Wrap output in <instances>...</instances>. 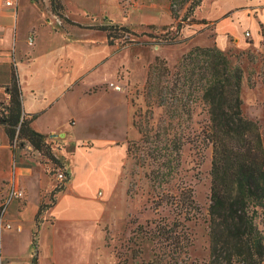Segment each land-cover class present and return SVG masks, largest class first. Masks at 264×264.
<instances>
[{
	"label": "rangeland",
	"instance_id": "rangeland-1",
	"mask_svg": "<svg viewBox=\"0 0 264 264\" xmlns=\"http://www.w3.org/2000/svg\"><path fill=\"white\" fill-rule=\"evenodd\" d=\"M32 1L38 7H42L41 1L43 0ZM64 1H66V5ZM118 2V0H60L61 9L59 12L67 13L69 16L67 19L85 25L103 24L108 20L127 25L139 35L136 39L140 41L148 39L146 33L158 34L163 32L147 27L148 24H128L134 23L138 19L141 20L143 16L149 18L144 14L146 12H149L150 15L153 13L144 9L141 12L133 11L132 15L127 16L131 11L130 5L134 2L132 0H121L120 4ZM20 3L21 5L24 4L26 9L17 21V28L14 26V29H17L20 38H25L27 27L36 22L37 16L33 15L32 4L29 0H20ZM50 6L52 8L51 3ZM184 11L185 7L179 10L180 17ZM134 13H137V17ZM157 16L159 17V14ZM56 18L59 19V17ZM64 18L62 16L59 19L61 25H69ZM170 20V14L163 15L156 18V22H158L156 25H167ZM176 21L173 19V23ZM0 22V45L5 48L9 46L10 26L2 19ZM70 25L75 27L74 24ZM57 27H59L58 24ZM189 29L188 26L183 27L180 31L181 35L187 36L190 33ZM119 33L121 35L126 34L123 31ZM207 35L209 38L214 37L211 31H208ZM73 37L84 42L82 43L84 48H87L89 44L86 43L88 42L100 41L103 38L106 40L105 33L94 28L78 29ZM122 39L121 37L113 44L114 49L120 52H116L112 59L106 61L103 65L104 68L102 67L103 69L97 74L93 73L84 78V87L86 84L99 81L101 78H111L114 66H116L113 85L120 86L122 91L118 93H121L122 96L124 93L131 106L132 133L127 139L130 143L131 152L127 155L119 183L113 190L108 202L103 205L101 220L97 222V231L88 226L85 228L84 263L88 261L89 264H135L142 259H151L152 241L144 239L139 244L140 241L134 237L133 230L138 224L145 225L154 220L171 221L175 211L170 202L167 201L170 200L171 194H177L183 188L190 189L197 206V212L193 219L185 222L191 244L187 250L186 261L182 264H190L192 261L201 262L208 258L207 208L210 202L211 147L202 144L204 139L202 130L208 123L207 105L200 99L199 92L194 91L187 101L182 95L181 99L171 101L170 105L159 106L145 95L146 78L142 82H136L129 77L130 71L133 74L136 73L134 70L135 58L139 59L138 61L152 58L149 64L154 61L155 55H152L156 53V50L153 47L161 46L157 50L160 55L156 56L164 58L170 72L173 73L182 54L193 46L189 47L187 40L174 45L147 44L143 45L144 48L141 44H136L132 46L145 50L134 52L130 48L132 46L122 45ZM213 45L215 43L210 46ZM223 52L233 64L239 65L242 69L240 92L242 112L246 117L257 121L264 144V28L261 27L259 34L255 37L252 34L250 37L242 35L237 45ZM160 84L164 85L166 82L162 81ZM108 85L110 84L104 83L103 87H108ZM82 86V82L76 84L78 88ZM122 96H120L121 101H123ZM176 103L179 105L176 107L177 109L175 108ZM132 123H135V126ZM138 127L146 133L145 136L138 131ZM47 141L50 142L51 152L63 164L64 158L60 156V151H63L60 140L53 137L47 138ZM3 143L0 133V167L5 166L8 162V150L1 145ZM57 148L60 151H57ZM66 149L68 150V147ZM33 157H36L35 159H38L39 162ZM12 160L16 162V167L17 165L30 167L34 175L40 176L41 186L44 187L41 192L40 203L45 202L50 205L42 211L40 221L34 222L35 226L34 224L30 226L27 221L28 218L23 222H18L19 219L12 217V220H15V225H13L15 227L10 229L8 233H1V236L5 238L6 242H4L7 243V250L4 252L7 255L19 257V260L15 262L16 264H32L33 258H36L37 264H46L41 263L40 254L43 250L37 248V245L40 246L43 238L44 250L49 253V234H41L37 226L41 222L50 224L54 220V215L49 208L55 204L57 195L63 191H57V188L63 183L57 179V174L65 169L60 166V163L51 160L41 163L40 154L27 143L23 147L16 148V155L12 157ZM5 175L6 173H0V198L6 183L3 179ZM66 182L63 183L64 188ZM21 187L25 188L23 184ZM25 191L27 195L26 188ZM17 210L19 211L20 207ZM12 212L17 214L15 211ZM151 225L153 224L151 223ZM32 229L33 231L30 232ZM33 237L36 240L33 241L34 245H32L31 240L30 245V239ZM68 240V242H73L75 239ZM29 245L31 246L30 250H28ZM65 245L66 248L59 252L61 261L64 262L68 258H73L72 249L67 247V242ZM134 248L141 250L134 255L132 251Z\"/></svg>",
	"mask_w": 264,
	"mask_h": 264
},
{
	"label": "crops",
	"instance_id": "crops-1",
	"mask_svg": "<svg viewBox=\"0 0 264 264\" xmlns=\"http://www.w3.org/2000/svg\"><path fill=\"white\" fill-rule=\"evenodd\" d=\"M5 1L0 0V20L6 21L10 26V39L8 47L0 45V54H5L0 55V85L8 82L9 63L13 60L21 84L24 112L37 114L31 122L35 130L48 138L60 140L63 151L58 148L57 151H60V156L64 158L65 170L62 172L68 179L63 191L57 195L55 204L49 208L54 215L53 222H41L37 226L41 234H49V253L44 250L43 238L40 246L37 245V248L43 250L40 254L41 263L89 264L88 261L84 263V231L87 226L97 231L103 205L108 202L120 181L127 159L126 140L132 133L131 106L128 99L124 93L123 96L118 93L121 89L116 90L111 85L115 80L116 66L111 78H101L86 84L85 87L84 78L93 73L97 74L104 68L106 61L120 51L107 44L104 38L88 42L86 44L89 45L84 48V42L78 41L73 34L78 29L89 28L86 26L90 25L71 19L76 23L75 27L69 22V25H61L60 16L52 11L50 0L41 1L42 7L29 0L37 20L27 27L25 38H20L14 26L17 28V21L26 7L21 5L20 0H17L14 6L6 5ZM118 1L120 4L121 0ZM132 1V13L129 11L127 16L132 15L133 11L141 12L144 9L151 11L153 15L146 12L144 14L149 18L143 16L141 20L128 24H157L156 18L170 14L169 0ZM64 4L66 5V1ZM120 7L122 9L121 5ZM60 13L69 18L67 13ZM134 15L137 17V13ZM195 18L204 19L206 23H192L188 26L189 47L210 46L215 43L220 50L228 51L239 43L245 31L255 37L260 28H264V0H204L201 7L195 11ZM170 23H173L172 17ZM208 31L213 32L214 37L209 38ZM160 47H153L156 53L152 56L160 55L157 52ZM130 48L134 52L145 50L137 46ZM151 59L138 61L139 59L135 58L136 73L130 71V79L136 82L144 81ZM79 82H82L83 86L78 88L76 84ZM104 83L110 85L103 87ZM5 96L3 88L0 87V100ZM0 133L4 141L1 145L8 150V162L0 167V173H6L3 179L7 182L13 156L1 127ZM63 146L68 147V150ZM15 171L16 179L27 189V195L22 187L25 197L14 201L8 208L4 221L11 223L10 229L15 227L13 216L19 219L18 222L28 218L30 226H33L44 189L40 176L34 175L30 167L17 165ZM5 190L6 183L2 195ZM10 229L0 228V264H16V260H19V257L4 252L7 250V243L1 233H8ZM32 231L33 229L30 230ZM68 239L75 240L68 242ZM31 240L32 238L30 245ZM66 242L67 247L72 249L73 258L64 262L61 261L59 252L66 248ZM30 245L28 250L31 249Z\"/></svg>",
	"mask_w": 264,
	"mask_h": 264
},
{
	"label": "trees",
	"instance_id": "trees-1",
	"mask_svg": "<svg viewBox=\"0 0 264 264\" xmlns=\"http://www.w3.org/2000/svg\"><path fill=\"white\" fill-rule=\"evenodd\" d=\"M50 3L52 11L62 17L60 0H50ZM202 3L203 0H169L170 15L177 21L167 25L148 24L147 27L163 32L146 33L148 39L144 41L136 39L139 35L131 27L111 20L86 27L104 32L109 45L121 37L123 46L179 44L189 39L181 35L183 27L206 23L204 19L195 18V10ZM183 7L185 11L180 17L179 10ZM120 31L126 34L121 35ZM9 72L8 82L0 85L6 95L0 101V127L13 156L17 147L27 143L40 154L41 163L47 160L60 163L51 152L48 137L31 125L37 114L24 112L21 84L13 60L9 63ZM162 81L166 84L161 85ZM241 83V67L233 64L216 45L193 46L182 54L173 73L166 60L159 56H155L148 65L144 88L146 97L153 103L170 105L182 95L187 101L197 91L207 105L208 123L202 130V144L211 147L208 258L190 264H264V144L257 121L242 112ZM178 106L176 103L175 108ZM132 124L135 126V123ZM138 131L145 136L140 127ZM126 148L128 155L131 152L130 143ZM60 166L63 164L60 163ZM63 183L57 191L64 189ZM167 202L175 211L171 221L154 220L145 225L138 224L133 230L139 244L144 239L153 243L152 258L135 264L185 263L191 244L185 222L194 218L197 206L187 188L171 194ZM49 205L40 203L34 216L35 222L40 221L42 211ZM34 240L33 237L32 245ZM140 250L134 248L132 251L136 255ZM32 264H37L36 258L32 259Z\"/></svg>",
	"mask_w": 264,
	"mask_h": 264
},
{
	"label": "built area",
	"instance_id": "built-area-1",
	"mask_svg": "<svg viewBox=\"0 0 264 264\" xmlns=\"http://www.w3.org/2000/svg\"><path fill=\"white\" fill-rule=\"evenodd\" d=\"M17 0H6L5 4L6 5H16ZM246 37H250L251 34L249 31L245 32ZM29 42H32V39H29ZM112 86L116 89L119 90L120 86L119 85H113ZM16 162L13 160L10 166V175L7 179L6 182V190L5 193L2 195L0 198V228H7L10 229L12 227L11 223L4 221L5 214L10 207V205L17 200H21L25 197V191L24 189L20 186L16 179ZM57 179L60 182H63L66 179V175L64 172H59L57 174Z\"/></svg>",
	"mask_w": 264,
	"mask_h": 264
}]
</instances>
